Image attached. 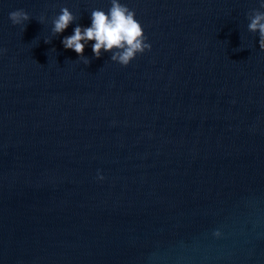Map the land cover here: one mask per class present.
<instances>
[{
    "label": "water",
    "instance_id": "obj_1",
    "mask_svg": "<svg viewBox=\"0 0 264 264\" xmlns=\"http://www.w3.org/2000/svg\"><path fill=\"white\" fill-rule=\"evenodd\" d=\"M121 2L152 45L127 67L51 34L110 0H0V264H264V8Z\"/></svg>",
    "mask_w": 264,
    "mask_h": 264
},
{
    "label": "clouds",
    "instance_id": "obj_2",
    "mask_svg": "<svg viewBox=\"0 0 264 264\" xmlns=\"http://www.w3.org/2000/svg\"><path fill=\"white\" fill-rule=\"evenodd\" d=\"M260 8H264V0H258ZM9 19L14 26H24L32 19L23 9L9 13ZM90 24L83 26L76 23L77 16L69 7H61L60 12L51 20L52 36H59L75 23L72 34L64 36L61 40L65 50L74 51L78 60L84 65L91 63L90 58L84 55L85 48L91 42L93 57L99 59L104 53H110V60L127 67L138 54L151 51V43L145 35L142 24L136 18L135 10L131 9L121 0H110V7L94 8L90 12ZM248 31L258 33L259 47L264 50V11L253 10L248 16ZM40 23L46 22V17L39 18ZM45 39V43H50ZM3 50L0 49V52ZM97 179L103 180L104 176L98 171ZM221 236L219 230L213 233Z\"/></svg>",
    "mask_w": 264,
    "mask_h": 264
}]
</instances>
